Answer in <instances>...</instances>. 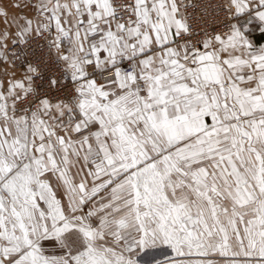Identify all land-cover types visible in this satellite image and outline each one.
Returning <instances> with one entry per match:
<instances>
[{"label": "snow or ice", "instance_id": "obj_1", "mask_svg": "<svg viewBox=\"0 0 264 264\" xmlns=\"http://www.w3.org/2000/svg\"><path fill=\"white\" fill-rule=\"evenodd\" d=\"M0 264H264V0H0Z\"/></svg>", "mask_w": 264, "mask_h": 264}]
</instances>
